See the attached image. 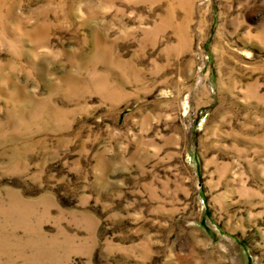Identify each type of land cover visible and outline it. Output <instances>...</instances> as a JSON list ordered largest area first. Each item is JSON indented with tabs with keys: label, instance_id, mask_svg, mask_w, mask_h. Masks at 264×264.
I'll return each mask as SVG.
<instances>
[{
	"label": "rangeland",
	"instance_id": "374dc122",
	"mask_svg": "<svg viewBox=\"0 0 264 264\" xmlns=\"http://www.w3.org/2000/svg\"><path fill=\"white\" fill-rule=\"evenodd\" d=\"M0 264H264V0H0Z\"/></svg>",
	"mask_w": 264,
	"mask_h": 264
},
{
	"label": "bare ground",
	"instance_id": "6f19581e",
	"mask_svg": "<svg viewBox=\"0 0 264 264\" xmlns=\"http://www.w3.org/2000/svg\"><path fill=\"white\" fill-rule=\"evenodd\" d=\"M172 1L178 5L186 6L190 3L191 0L190 1L189 0H172Z\"/></svg>",
	"mask_w": 264,
	"mask_h": 264
}]
</instances>
